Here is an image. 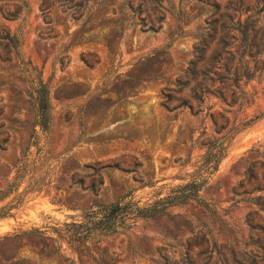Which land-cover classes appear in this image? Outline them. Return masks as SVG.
Instances as JSON below:
<instances>
[{
  "label": "rangeland",
  "instance_id": "obj_1",
  "mask_svg": "<svg viewBox=\"0 0 264 264\" xmlns=\"http://www.w3.org/2000/svg\"><path fill=\"white\" fill-rule=\"evenodd\" d=\"M122 3L0 0V208H11L0 264H264V116L232 135L197 198L81 243L53 230L127 192L140 205L169 194L194 177L204 138L264 111V0ZM249 14L248 47L238 20ZM29 66L49 89L47 132L27 95ZM246 69L251 102L231 104L228 78ZM199 82L223 88L225 102L206 94L198 106Z\"/></svg>",
  "mask_w": 264,
  "mask_h": 264
},
{
  "label": "trees",
  "instance_id": "obj_2",
  "mask_svg": "<svg viewBox=\"0 0 264 264\" xmlns=\"http://www.w3.org/2000/svg\"><path fill=\"white\" fill-rule=\"evenodd\" d=\"M124 6L133 9L132 0H123L121 8ZM239 29L241 34V42L245 46H251L252 36L256 31L257 18L253 14L247 15L243 20H238ZM10 43L16 48L15 55L20 60L18 48L19 39L15 36L6 34V37ZM21 64L23 61H20ZM24 64V63H23ZM29 64V62H28ZM27 74L31 83L30 91H27L29 101L35 111V124L39 126L40 130L47 132L51 120V107L49 102V89L47 83L41 78L40 72L35 67L23 68ZM245 78V82L251 79L250 69H246L238 76L233 74L232 78H228L230 83L228 87L231 89V96L234 98L231 104L237 103L241 106L244 102L249 104L247 91H245L240 84V80ZM228 79L209 78V80L215 82L218 80L221 84H225ZM205 80H207L205 78ZM166 83L169 80H165ZM183 82L182 85H185ZM181 85V86H182ZM168 85H165V87ZM180 86V88H181ZM197 90H194L192 98L197 105L203 101V95L211 94L217 96L222 102H225L223 88H214L209 91L203 83L197 84ZM179 91L180 89H174ZM238 95V97H235ZM179 106H186L190 111H193L194 105L188 100L182 99ZM221 116V115H220ZM264 116V111L259 112L257 115L239 123L237 126H233L225 131L221 136L217 138H204L203 144L205 145V152L201 157L200 163L197 166V170L194 173V177L182 184L178 185L169 194L158 197L153 201L140 205L139 201L134 200L130 192L125 193L115 201L109 203H94L88 208L84 209L78 218L74 216L70 217V221H64L58 227H53V230L59 237H63L67 242H85L92 240L95 236L107 235L116 232L118 229L130 228L133 221L137 218L157 217L162 215L166 208L171 205H180L189 199H194L199 196V191L206 185L210 176L218 169L221 160L226 156L228 144L232 138V135L241 128H245L253 123L255 120ZM212 126L216 132H221L225 129V124H219V117L215 114H210ZM227 122V118H224ZM11 208H0V218L9 215Z\"/></svg>",
  "mask_w": 264,
  "mask_h": 264
}]
</instances>
